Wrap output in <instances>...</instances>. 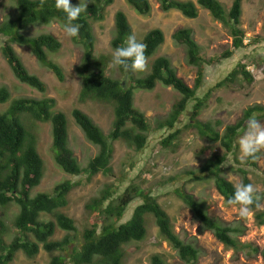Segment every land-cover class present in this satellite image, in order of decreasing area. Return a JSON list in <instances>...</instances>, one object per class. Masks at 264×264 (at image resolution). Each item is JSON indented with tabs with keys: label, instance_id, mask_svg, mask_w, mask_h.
I'll use <instances>...</instances> for the list:
<instances>
[{
	"label": "trees",
	"instance_id": "trees-1",
	"mask_svg": "<svg viewBox=\"0 0 264 264\" xmlns=\"http://www.w3.org/2000/svg\"><path fill=\"white\" fill-rule=\"evenodd\" d=\"M163 12L180 11L185 17L196 19L199 8L208 10L213 18L229 28L233 37L234 50L226 51L221 60H228L235 52L246 48L245 32L241 28L243 15V0H234L227 12L219 0H157ZM87 3V9L81 12L77 21L80 25L74 41L83 46V56L77 68V74L82 81L79 100L81 102L100 101L113 106L114 121L112 131L106 135L94 120L79 109L73 111L76 124L85 137L99 147V154L93 157L86 168H82L73 149L69 144L68 118L63 112H54L56 100L53 98L28 99L20 98L13 101L8 111L0 113V264H11L19 252L28 258L37 257L41 249L51 256L50 264H126L127 251L125 247L134 242H142L148 236V217L152 216L159 229L160 236L178 252L185 264H198L199 248L194 243L183 240L174 229L170 215L160 204L159 198L151 191L134 182L120 177L121 186L107 184L99 194L93 196L86 204L89 225L81 235L79 245L74 243V234L78 232L76 221L64 212L69 204V196L79 181H65L56 185L52 192L39 193L31 197V192L38 187L45 171V162L38 152V135L23 121L28 115L34 121L51 123L53 136L52 150L56 165L66 174L73 177H85L88 182L98 174L113 173L111 161L115 153V144L124 142L140 153L149 144L151 125L147 116L135 108V90L153 91L158 84L171 87L181 95V99L172 107L168 117L159 122V129L171 131L161 141L163 148H172L180 134L178 124L183 119L189 106H192L190 122L186 129L197 130L199 137L218 144L223 154H214L198 170L188 172L191 180L205 181L212 179L218 192L229 199L235 185L226 178L225 163L229 155L238 152L237 141L245 130V123L253 116L264 120V106L254 105L244 111L243 117L235 124L226 127L221 133L218 130L221 122H202L198 119L202 109L208 102L211 93L199 98L198 91L205 81V64H215L216 60H205L201 55L200 45L193 37L191 29H180L173 35L174 40L187 48V58L191 65L199 67L198 77L194 87H190L177 75L176 69L167 57L156 59L150 74L136 78L131 70L118 69L124 73L127 82L114 79L108 75L111 58L106 54H96V37L93 22L103 21L107 9L115 0H81ZM140 15L146 16L152 12L149 0H127ZM80 0H71L76 6ZM18 15L0 24V40L5 39L2 53L9 63L15 77L23 84L38 90L47 91L46 84L37 76L28 72L13 45L27 47L43 67L49 69L60 81H65V73L60 64L50 59V55L62 49L61 41L51 33L27 35L25 32L34 26H48L58 21L65 23V14L55 7V0H16ZM133 36V28L123 11L115 15V36L111 46L115 50L126 46L128 37ZM165 41L164 32L154 29L148 32L143 40L146 58L153 56ZM220 61V60H219ZM252 84L254 78L247 66L239 64L228 76L219 82L215 88H221L227 83H235L239 77ZM11 99L10 91L0 89V104ZM31 124V123H30ZM257 159L247 158V166L257 169ZM237 173L243 178V184L251 183L248 171L238 168ZM173 180V178H171ZM125 185V186H123ZM123 186V189H122ZM176 196L184 202L193 213L195 219L226 248L236 252L249 250V254L261 253L264 249L242 243L238 236L244 234L240 227L228 224L221 219L210 216L205 203L195 195L187 192L182 185L174 190ZM20 208L19 215L13 222L18 235L7 243L8 233L6 220L7 208L12 204ZM262 203V200L260 201ZM255 218L259 226H264V210L255 209ZM129 217L127 220L126 218ZM59 231L66 232L62 239H56ZM152 264H165L160 256H153Z\"/></svg>",
	"mask_w": 264,
	"mask_h": 264
},
{
	"label": "rangeland",
	"instance_id": "rangeland-1",
	"mask_svg": "<svg viewBox=\"0 0 264 264\" xmlns=\"http://www.w3.org/2000/svg\"><path fill=\"white\" fill-rule=\"evenodd\" d=\"M149 1L152 5V12L149 15L138 14L127 0H115L114 4L107 9L105 19L93 22V31L97 40V55L106 54L112 58L115 51L111 46V41L115 36V15L118 11H123L133 28V36L136 37L137 42L142 43L145 35L154 29L162 30L165 35L163 45L153 56L146 58V70L141 73L134 72L135 77H146L150 74L156 59L167 57L171 60L177 75L190 87H194L199 67L189 64L187 48L178 44L173 38L176 31L191 29L194 39L200 45L203 58L207 61L211 59L217 61L215 64H205V81L197 94L199 98L205 97L208 93L211 95L198 119L213 124L220 121L221 125L218 130L223 133L227 126L237 123L249 107L264 106V0H243L241 28L245 32L244 43L247 47L236 51L234 56L228 60H221V57L226 51L234 50L233 37L229 28L215 20L208 10L199 8L198 18L190 19L177 10L163 12L157 0ZM191 1L196 2L197 0ZM219 1L228 12L234 0ZM17 15L16 0H0V24ZM63 25L55 21L48 26H34L25 32L31 36L51 33L61 41L62 49L58 53L51 54L50 59L62 66L65 73L63 83L37 61L29 48L13 45L28 72L39 77L46 84L47 91L45 93L21 83L15 77L2 53L5 39L0 40V89L6 87L11 94L10 101L0 104V113H6L13 101L20 98L55 99L56 107L53 111L63 112L67 116L70 147L82 168H86L89 161L99 154V147L85 137L75 122L73 111L75 109L83 111L106 135H109L115 118L114 109L112 105L104 102L91 100L81 102L79 100L82 81L77 74V68L83 56V46L75 42L74 38L67 37ZM239 64L247 66L254 82L249 84L240 76L235 83H227L216 89L215 86ZM108 75L123 82L130 79L118 67L110 66ZM180 99L181 95L177 91L162 84H158L151 92L136 89L135 108L147 116L152 127L149 144L145 151L138 153L128 144L117 142L111 161L113 173L110 175L98 174L90 182L85 177L68 175L56 165L52 150L51 123L34 121L30 116L24 115V123L38 135V152L45 162L44 178L41 184L32 190L31 197L33 198L39 193L52 192L56 185L67 180L79 181L80 185L71 192L68 207L64 210L77 223L78 232L73 236L76 237L75 245H79L81 235L89 225L86 211L87 202L99 194L107 184L121 186L120 177H123L127 180L125 184L130 182L139 184L159 198L160 204L172 218L175 232L183 240L194 243L199 248L198 264H264V257L261 253L250 255L249 250L236 252L226 248L212 232L206 231L200 225L193 213L174 193L176 188L184 185L187 192L205 203L210 216L242 228L244 234L238 236L242 243L250 244L261 250L264 249V226L257 224L254 211L248 218L242 219L239 216V205H227L225 198L218 192L212 179L195 181L191 180V176L187 174L198 170L214 154H223L218 144H213L206 138L202 139L197 130L184 128L190 122L194 103L189 106V110L178 124L182 133L176 146L173 149L161 146L162 139L167 137L171 131L160 130L159 122L168 117L172 107ZM260 123L264 124V120H261ZM246 163L247 158L242 159L238 144L237 156L229 155L225 163L226 178L234 185L243 184V178L236 170L244 168L248 171L251 184L257 187L259 193L264 196V149L259 154L257 169L247 166ZM261 205L260 209L264 210V199H262ZM19 212L20 208L15 203L7 208L6 220L9 229L5 236L7 243H10L18 235L13 222ZM65 235L66 232L59 231L56 239L60 240ZM125 249L127 251L126 264H152L153 256H160L165 264H185L180 259L178 252L160 236L152 216L148 217L147 238L142 242L131 243ZM50 262L49 253L41 249L40 254L33 259L19 252L11 264H50Z\"/></svg>",
	"mask_w": 264,
	"mask_h": 264
},
{
	"label": "clouds",
	"instance_id": "clouds-1",
	"mask_svg": "<svg viewBox=\"0 0 264 264\" xmlns=\"http://www.w3.org/2000/svg\"><path fill=\"white\" fill-rule=\"evenodd\" d=\"M57 10L65 14V23L63 25L64 33L69 38L78 36L80 25L74 23L77 21L81 12L87 9V3L81 2L76 6L71 4V0H55ZM145 45L137 42L135 36L130 35L127 39L126 46L118 47L112 54L110 66L113 68L120 67L124 70H131L141 73L146 70V57L144 55ZM239 149L242 159H257V154L264 149V124H261L254 116L245 123V130L238 140ZM264 199L257 187L253 184L235 185L233 195L227 199L229 206L239 205V216L242 219L248 218L255 209L262 207L260 201Z\"/></svg>",
	"mask_w": 264,
	"mask_h": 264
}]
</instances>
